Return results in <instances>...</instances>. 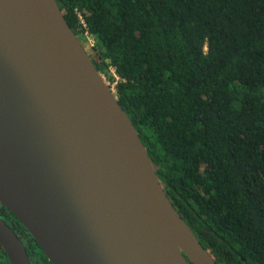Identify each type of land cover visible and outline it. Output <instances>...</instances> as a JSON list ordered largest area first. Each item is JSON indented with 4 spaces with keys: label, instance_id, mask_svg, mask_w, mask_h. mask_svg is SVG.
I'll return each mask as SVG.
<instances>
[{
    "label": "trees",
    "instance_id": "1",
    "mask_svg": "<svg viewBox=\"0 0 264 264\" xmlns=\"http://www.w3.org/2000/svg\"><path fill=\"white\" fill-rule=\"evenodd\" d=\"M55 1L202 247L264 264V0ZM0 218L50 264L1 204Z\"/></svg>",
    "mask_w": 264,
    "mask_h": 264
},
{
    "label": "water",
    "instance_id": "2",
    "mask_svg": "<svg viewBox=\"0 0 264 264\" xmlns=\"http://www.w3.org/2000/svg\"><path fill=\"white\" fill-rule=\"evenodd\" d=\"M0 204L50 264H216L55 0H0Z\"/></svg>",
    "mask_w": 264,
    "mask_h": 264
},
{
    "label": "built area",
    "instance_id": "3",
    "mask_svg": "<svg viewBox=\"0 0 264 264\" xmlns=\"http://www.w3.org/2000/svg\"><path fill=\"white\" fill-rule=\"evenodd\" d=\"M83 37H85V39L87 40L88 43H91V38L86 36V32H84V36Z\"/></svg>",
    "mask_w": 264,
    "mask_h": 264
},
{
    "label": "rangeland",
    "instance_id": "4",
    "mask_svg": "<svg viewBox=\"0 0 264 264\" xmlns=\"http://www.w3.org/2000/svg\"><path fill=\"white\" fill-rule=\"evenodd\" d=\"M83 41H84V45L88 47L89 44H88L87 40H86L84 37H83ZM107 82H108V81H107ZM110 86L112 87V84H110Z\"/></svg>",
    "mask_w": 264,
    "mask_h": 264
}]
</instances>
